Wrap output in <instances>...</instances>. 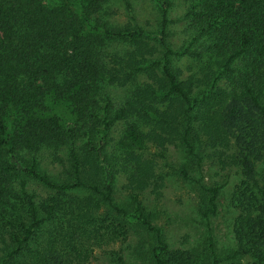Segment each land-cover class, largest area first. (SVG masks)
I'll use <instances>...</instances> for the list:
<instances>
[{
	"label": "trees",
	"instance_id": "trees-1",
	"mask_svg": "<svg viewBox=\"0 0 264 264\" xmlns=\"http://www.w3.org/2000/svg\"><path fill=\"white\" fill-rule=\"evenodd\" d=\"M115 1L125 22L114 0H0V264H86L134 227L147 264H264V0H191L181 45L169 25L176 0H157L155 30L132 0ZM205 54L198 74L174 62ZM202 140L235 170L227 193L204 182ZM149 144L196 186L200 239L173 245L154 222ZM219 210L233 213L224 248Z\"/></svg>",
	"mask_w": 264,
	"mask_h": 264
},
{
	"label": "rangeland",
	"instance_id": "rangeland-1",
	"mask_svg": "<svg viewBox=\"0 0 264 264\" xmlns=\"http://www.w3.org/2000/svg\"><path fill=\"white\" fill-rule=\"evenodd\" d=\"M113 2V0H112ZM191 0H176L175 6L171 8V21L169 22L170 30L172 31V40L175 44L181 45L182 41L188 37L185 33L186 29V12L190 7ZM132 6L134 13L136 14L139 23L147 30H155L160 20V13L158 9L157 0H132ZM112 8L118 10L119 18H116L120 22H125L127 17L124 16V6L118 5L114 0ZM113 49L123 50L126 48L125 43L111 42ZM213 58L211 54H205L201 58H194L188 56L176 57L174 62L178 66L183 75L198 74L208 64L209 59ZM124 93L123 90H114L113 94L121 96ZM123 122L116 123L110 133V146L116 151L118 146V139L122 129ZM204 152L206 153L203 161L204 168V182L212 183L218 181L221 184H225V192L230 188L231 184L236 179L234 174L235 170H222L216 162H212L209 158V150H205V142L201 141ZM117 152V151H116ZM173 152H168L166 156L170 157ZM144 156L154 164V169L157 174L156 181L153 182L146 190L145 203L149 206V209L154 213V222L159 226H162L166 238L173 245L178 243H186L187 239H200L202 233L201 223L197 222L195 218L196 214V186L186 183L177 173V158H166L164 152L148 145V150L143 152ZM208 155V156H207ZM124 175H121L117 182V193L119 197H126L124 190H122L125 183ZM220 201L226 202V194L220 197ZM233 213L219 210L218 217L213 218L216 222L217 237L219 246L224 248L227 245L230 231V222ZM194 219V220H193ZM196 221V223H195ZM198 230L194 229V226ZM145 231L139 227H134L131 230L129 238L124 243H113L105 247H97L94 249L92 257L86 264H121L117 260V256H111L110 251L119 252L122 250L127 264H147L149 261L144 259L147 257L148 242L143 240ZM145 241V242H144ZM141 247L136 252V245ZM145 243V244H144ZM143 247V248H142Z\"/></svg>",
	"mask_w": 264,
	"mask_h": 264
}]
</instances>
